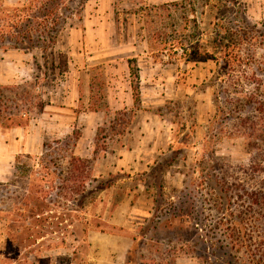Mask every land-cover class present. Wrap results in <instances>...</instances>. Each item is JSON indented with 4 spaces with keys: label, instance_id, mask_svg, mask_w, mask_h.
<instances>
[{
    "label": "rangeland",
    "instance_id": "rangeland-1",
    "mask_svg": "<svg viewBox=\"0 0 264 264\" xmlns=\"http://www.w3.org/2000/svg\"><path fill=\"white\" fill-rule=\"evenodd\" d=\"M26 1L0 0V7L17 5L19 2ZM205 1L209 0H184L179 1L177 7H170V4L160 7L161 14H158L155 25L150 24L146 27L147 36H155L152 50L157 55H162L165 61H172L175 67L178 66L179 84L187 86L186 89L189 91L185 98L181 91L179 94L181 98L173 100L168 105L171 111L170 119L176 123L177 132L186 124L191 128L190 125L196 122L197 118L202 130L195 135L197 149L192 147L193 140L190 139L192 134L189 135L190 138L185 139L183 147L189 149L190 160L187 165L188 176L184 177L182 188H171L168 190L166 198H161V200L159 198L160 202L166 204L157 213L160 218L159 222H150L140 229V241L135 252V259L140 264H172L175 257L178 264H203L201 259L184 254L191 252L190 249L199 234L194 227L195 223H206L205 233L208 228L215 227L216 223H218L217 228L226 227L222 223L219 224L224 209L218 191L207 184L210 178L204 182V175L200 174L202 168L200 161L204 159V156H206L205 166L209 168V161L210 163L214 161V170L222 174L221 168H223L230 182H233L235 177L239 179L237 173H241L242 180L248 186L257 185L264 177V175L257 174L252 179L250 171L249 173L244 172L254 157V154L248 150L246 136L237 134L227 137V133L218 132L209 149L206 150V147L201 144L202 140L207 139V129L210 125H213L215 133L222 127L227 132L232 129L236 130L235 127L233 128L235 121L233 114L235 113L231 111L232 115L229 119L222 121L221 113L215 109L213 102V88L208 85L210 78L216 74H214L217 68L216 62L213 60L200 61L197 54L194 53L196 49L197 52H202L212 45L214 39L217 38L215 23L220 17L224 16L225 23L230 20L240 23L244 20L246 21L245 26L257 25L264 29L262 27L264 0H210L209 4ZM121 2L123 3L122 0L112 2V7L120 14L123 9ZM215 4L221 7L219 10L221 13L213 7ZM225 4L226 6H223ZM88 7L93 12L97 7V2L95 0L87 1L81 13ZM193 8L196 9L195 12L192 11ZM235 15L238 16L236 21L234 20ZM79 16L75 15L69 19L62 32H65L66 28L82 25L77 20ZM182 43L187 46V53L180 48ZM249 47L251 45H248L247 48ZM17 53L23 56L18 59V64L13 59L15 56L18 57ZM258 55L262 60L264 59L263 46L258 48ZM68 56L66 53L53 52L52 54L50 50L44 54L40 48H35L34 51L27 54L24 51L9 50L4 52L0 49V98L2 99L1 106L4 109L0 124V172L6 171L8 159L12 161L14 156L15 160V157L26 154V151H31L33 156L30 155L33 158L24 156L22 161L26 162L29 159L31 164L39 163V159L35 157L42 147L44 134L52 133L55 130L48 123L47 115L42 114L41 106L46 103L49 96L60 97L61 91L58 85L64 82L63 73L67 69L74 70V65L69 63L68 67V59H71ZM107 71L105 64L95 68V73L98 75L96 86L98 95H103L105 91L103 75ZM225 110L230 112V108ZM250 110L251 108L246 109L242 117H246ZM71 115H73L72 112ZM18 123L22 124L18 125ZM8 124L13 127H6L5 125ZM71 130L72 128H68L67 131ZM75 132L77 131L74 130L73 134ZM246 132L249 131L246 130ZM188 134L190 133L188 132ZM50 136L52 137L53 134ZM70 136H66L64 139L67 140ZM213 150L214 160L210 158ZM37 157H41V155L38 154ZM83 160H85L83 166L86 167L87 175L79 173V177H77L78 173H75L76 177H72L74 173L70 171L71 159L69 157L62 161L64 175L61 178L57 175L58 170L57 174H50L45 193L39 195L38 206L40 208L45 206L44 209L35 211V213H39V218L20 217L19 211L25 215L30 213H27L28 210L21 212L16 208L11 209L14 195L3 198L0 203L5 210L0 214V217L6 219L8 216L9 221V224L3 222L5 234L10 228L16 234V239L10 241L6 256L1 258L0 264H26L27 256L31 258L30 262L35 261L37 264L41 260L46 264H82V247L84 248L83 241L86 233L92 228L106 230L113 228L112 225L102 223L100 219L92 216L90 209L99 204V210L97 209V212L95 208L94 214L102 213L101 204L106 199V193H101V190L113 182L116 183V178L120 177L105 176L97 179L92 175L93 161ZM51 168L54 169L53 163H51ZM74 179L77 180L76 185ZM154 182L161 184L160 176L155 177ZM173 182L171 180L169 186H172ZM57 186L60 188L57 189ZM10 190L11 187L6 189V191ZM57 193H59L58 196ZM43 197H46V200H43ZM193 205H195L194 209ZM180 207L185 210V214H192L193 224H190L186 217L184 222L174 220V223L171 224L168 221V218L165 217L167 216L166 211H168L167 217H169L170 214L175 213L176 208ZM105 213L106 209H104L103 215ZM12 217L16 220H11ZM27 225L30 226L28 233L32 234L30 240H24L26 238L25 231L20 229L21 226L26 228ZM182 242L185 243L183 246H181ZM200 253L204 254L205 250H201Z\"/></svg>",
    "mask_w": 264,
    "mask_h": 264
},
{
    "label": "crops",
    "instance_id": "crops-1",
    "mask_svg": "<svg viewBox=\"0 0 264 264\" xmlns=\"http://www.w3.org/2000/svg\"><path fill=\"white\" fill-rule=\"evenodd\" d=\"M95 1L93 12L88 7L77 17L82 25L66 28L53 48L69 55L68 67L70 63L74 70L63 73L60 97L49 96L44 103L42 114L55 130L43 135L37 156L43 153L46 141L79 131L73 153L93 161V177H120L101 190L106 193L102 213L94 214L99 204L90 209L92 216L113 228H92L86 233L81 262L128 264L140 229L159 222L157 213L166 206L161 198L171 188H182L190 160L189 149L183 145L192 134L189 138L196 148L195 135L202 127L197 118L191 128L183 124L177 132L168 105L181 98V91L183 98L189 91L179 84L178 66L157 55L152 50L155 36L146 34V27L155 25L163 6L177 7L184 0H122L121 14L112 7L115 0ZM22 57L13 59L18 64ZM103 64L108 69L103 75L105 91L98 95L95 68ZM68 128L72 130L68 132ZM12 161L8 159L6 171L0 172V182L12 176ZM157 176L161 184L154 182ZM6 240L0 221V260L6 256ZM27 259L26 264H37L29 256Z\"/></svg>",
    "mask_w": 264,
    "mask_h": 264
},
{
    "label": "trees",
    "instance_id": "trees-1",
    "mask_svg": "<svg viewBox=\"0 0 264 264\" xmlns=\"http://www.w3.org/2000/svg\"><path fill=\"white\" fill-rule=\"evenodd\" d=\"M87 1L89 0H27L19 2L17 5L0 7V49L4 52L19 50L29 53L35 48H40L44 54L49 50L53 54V48L60 33L67 26L69 19L81 14ZM209 2L210 0L207 4ZM213 7L221 13L219 11L221 7L218 4ZM195 10L192 9L193 12ZM237 17L235 15L234 20ZM223 20L224 16L215 23L217 38L214 39L212 45L202 52H197L196 49L194 53L197 54L200 61L213 60L216 62L217 68L214 72L216 74L210 78L208 83L213 88L215 109L221 113L222 121L229 119L232 115L231 111L235 113L233 114L235 117L233 128L235 127L237 131L232 129L227 132L222 127L215 133L213 125H210L203 146L206 147V150L209 149L218 132L227 133V137L237 134L246 136L248 150L254 154V157L244 172L249 173L250 171L252 176L250 178L253 179L257 174L264 175V59L262 60L258 55V48L262 46L264 48V29L257 25L245 26L246 21L244 20L240 23L233 20L225 23ZM262 27L264 28V23H262ZM180 45V48L187 53V46L183 43ZM248 45L251 47L247 48ZM1 104L2 99L0 98V124L4 112ZM41 107L43 109L44 105L42 104ZM227 108H230V112H226ZM248 108H251L249 114L242 117L243 112ZM21 124L18 123V125ZM5 126L13 127L9 124ZM78 136L79 133L75 132L67 140L61 138L46 141L41 157H35L39 159L37 164L40 165L39 167L36 164H31L29 159L26 162L22 161L24 156L33 158L31 155H18L12 176L7 181L0 182V202L3 201V198L14 195L12 210L15 208L21 212L28 210L27 213H30L28 215L20 213V211L18 214L20 217L39 218V213H35V211L45 208V206L41 208L38 206L39 195L45 193L50 174H57L58 170L59 178L64 175L61 164L66 157L71 159L70 171L74 173L72 177H76L75 173H78L77 177H79V173L87 175L86 167L83 166L85 160L73 153ZM211 153L210 158L214 160V150ZM205 159L206 156L200 161L203 164H200L202 167L200 174L204 175V182L210 178L207 184L218 191L224 209L219 224L222 223L226 227L217 228L218 223L215 222V227L210 228L211 230L208 228L205 233L206 223L196 222L194 227L199 234L190 249L191 252L184 254L201 259L203 264H264V177L257 185L248 186L242 180L241 173H237L239 179L235 177L234 181L230 182L223 168H221L222 174L217 173L214 170V161H212L213 163L209 161L208 168L204 164ZM51 163L55 170L51 168ZM196 170L198 171V169ZM74 182L76 185L77 180L74 179ZM10 187L11 190L6 191ZM58 195L59 193H57ZM44 199L46 200V197H43ZM194 208L195 205H193ZM4 210L0 203V214L4 213ZM185 213V210L180 207L176 208L175 213L170 214L169 217H167L169 214L167 211L165 217L171 224L174 223V220L184 222L185 217L190 224H193L192 214ZM7 218L0 217V221L9 224ZM11 220L16 219L12 217ZM20 229L25 231L26 238L24 240H30L32 236L28 233L30 226L27 225L26 228L21 226ZM6 235L5 253L8 251L10 241L16 239V234L10 228L7 229ZM139 241L140 239H136V244L130 252L128 264H140L135 259ZM184 244L182 242L181 246ZM203 249L205 250L204 254L200 253ZM40 263L44 262L41 260ZM172 264H177L176 257Z\"/></svg>",
    "mask_w": 264,
    "mask_h": 264
}]
</instances>
